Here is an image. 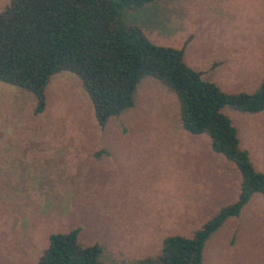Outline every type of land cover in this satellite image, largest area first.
<instances>
[{"label":"rangeland","instance_id":"rangeland-1","mask_svg":"<svg viewBox=\"0 0 264 264\" xmlns=\"http://www.w3.org/2000/svg\"><path fill=\"white\" fill-rule=\"evenodd\" d=\"M122 18L156 44L183 47L185 62L224 91L250 92L264 77V0H157ZM46 94L35 114L32 93L0 82V264H34L49 234L75 227L81 244L120 264L236 199L239 171L207 135L182 128L175 94L156 79L141 80L135 105L103 127L74 74L52 75ZM223 112L264 171V112ZM262 204L255 194L213 234L203 264H264Z\"/></svg>","mask_w":264,"mask_h":264},{"label":"trees","instance_id":"trees-1","mask_svg":"<svg viewBox=\"0 0 264 264\" xmlns=\"http://www.w3.org/2000/svg\"><path fill=\"white\" fill-rule=\"evenodd\" d=\"M157 0H9L0 10V82L36 98L34 113L46 105L52 75L68 71L83 86L98 124L136 103L141 80L151 77L173 92L179 121L190 134H205L210 148L240 173L236 199L221 205L191 234H168L155 254L126 258L120 264H203L208 241L237 217L255 194L263 198L264 171L241 148L238 128L223 112H264V77L252 91H224L184 60V48L152 42L122 10ZM80 227L53 232L34 264H109L103 248L79 242Z\"/></svg>","mask_w":264,"mask_h":264}]
</instances>
